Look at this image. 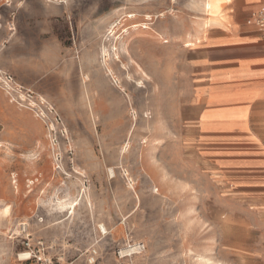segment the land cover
<instances>
[{
	"label": "rangeland",
	"instance_id": "rangeland-1",
	"mask_svg": "<svg viewBox=\"0 0 264 264\" xmlns=\"http://www.w3.org/2000/svg\"><path fill=\"white\" fill-rule=\"evenodd\" d=\"M222 10L211 22L205 0H97L93 30L70 35L81 55L90 124L81 112L73 132L53 103L68 133L58 132L59 148L48 127L5 93L15 109L6 114L26 129L0 117V141L11 144L0 149V262L10 252L9 238H19L13 257L39 264L20 258L26 252L20 222L63 216L58 201L77 199L83 188L90 202L84 197L82 207L106 203L113 208L106 211L131 213L132 230L117 251L133 247L125 264H264V105L237 125L204 123L192 95L193 64L203 57L200 31L240 23ZM114 23L115 36L106 37ZM104 46L117 50L107 62L113 77ZM90 135L98 160L80 167L73 139ZM37 232L36 226L29 231L33 247Z\"/></svg>",
	"mask_w": 264,
	"mask_h": 264
},
{
	"label": "crops",
	"instance_id": "crops-1",
	"mask_svg": "<svg viewBox=\"0 0 264 264\" xmlns=\"http://www.w3.org/2000/svg\"><path fill=\"white\" fill-rule=\"evenodd\" d=\"M86 2L0 0V71L11 74L18 83L54 103L73 132L81 112L90 124L78 65L81 55L78 51L74 53L70 43L72 33L80 36L95 27L92 18L97 16V0H90L89 5ZM262 3L264 0L226 2L223 14L229 11L240 23L235 27L215 24L197 36L201 40L198 44L203 45V57L193 64L192 95L196 106L201 107L204 123L237 125L264 105V37L253 21V13ZM244 18L248 20L242 24ZM0 95V117L10 120L14 128L26 129L6 114L15 109L7 104L1 88ZM79 105L83 106L82 111ZM20 111L22 116L30 114ZM31 123L36 124L34 120ZM32 143L37 144L38 139L34 138ZM73 145L80 167L81 162L98 160L97 139L92 135L74 137ZM86 172L90 174L89 170ZM82 203L75 206L73 213L69 207L63 210L65 214L61 217H32L30 222L26 221L31 231L35 226L38 228L34 239L44 243L43 257L55 261L54 264L126 263L117 251L132 230L131 213L118 214L117 210L113 213L106 203L94 208L90 203L91 208L82 207ZM44 209L45 213L51 211ZM97 209H103L105 217H99ZM101 227L106 229L105 234L101 233ZM9 239L10 252L0 264H23L13 257L19 238Z\"/></svg>",
	"mask_w": 264,
	"mask_h": 264
},
{
	"label": "built area",
	"instance_id": "built-area-1",
	"mask_svg": "<svg viewBox=\"0 0 264 264\" xmlns=\"http://www.w3.org/2000/svg\"><path fill=\"white\" fill-rule=\"evenodd\" d=\"M52 1V0H47ZM58 1V0H54ZM62 2V0H59ZM66 2L65 0H63ZM253 21L260 33L264 37V3H262L259 8L253 13ZM0 88L7 94L10 98L11 103H15L22 109H26L36 115L50 130L51 140L54 148H59L61 145V137H67V130L65 128L64 120L62 115L58 112L55 105L47 100L45 97L37 94L34 90L26 88L18 84L15 78L6 73L0 71ZM59 132V135H58ZM58 135V136H57ZM68 141V139H66ZM67 144L70 145L69 141ZM58 160L61 163L58 169H61L63 157L61 154L58 156ZM20 233L24 234L26 237L24 239V245L26 247V252L29 255V259L37 260L39 264H53L52 261H49L47 258L43 257L45 252V245L43 242H37V245L33 247L32 245V236L29 233V224L27 222H20ZM102 234H105L102 229H100ZM133 249L132 246H129L126 250H120L118 252L119 257L128 258L127 251ZM139 251H142V247H139ZM137 250V249H136ZM126 253V254H123ZM125 264V263H124ZM130 264V263H129Z\"/></svg>",
	"mask_w": 264,
	"mask_h": 264
},
{
	"label": "bare ground",
	"instance_id": "bare-ground-1",
	"mask_svg": "<svg viewBox=\"0 0 264 264\" xmlns=\"http://www.w3.org/2000/svg\"><path fill=\"white\" fill-rule=\"evenodd\" d=\"M226 2H230V0H205V10H206V12L208 13V16H210V18H211V16H212V14H214V13H216V12H218V11H220L222 8H223V6H224V4L226 3ZM232 3V2H231ZM223 11V10H222ZM222 16V15H221ZM147 17L148 18H150L149 17V15H147ZM126 18L127 19H134V18H136V15H134V14H127L126 15ZM147 18V19H148ZM210 20V19H209ZM211 22L213 21V18H211V20H210ZM116 27H117V25H116V23H114L113 25H111V27L108 29V31H107V33H106V37H114L115 36V30H116ZM206 28H207V26H206ZM146 30V29H145ZM205 39V38H204ZM198 42V41H197ZM169 42L168 41H165L164 42V44H168ZM191 45V43L188 45V46H190ZM114 49L112 48V50L111 49H108L106 46H104L103 47V49H102V55H103V63H104V65H105V67H106V70H107V72L108 73H111V75H112V77L114 76V72H113V70L107 65V62H108V57H110L111 56V52L113 51ZM115 52L117 51V50H114ZM124 52L126 53V54H129L130 52L128 51V49L126 48L125 50H124ZM116 56L118 55L117 53L115 54ZM81 68V67H80ZM85 78V77H84ZM10 143H8L7 141H0V149H5L6 151H9L10 150ZM128 146H129V142L127 143V145H126V147H124V151H126L127 150V148H128ZM111 171V175L113 176V178L115 177V175H116V172H115V170H113V169H111L110 170ZM16 179V177L14 178V180ZM14 183L15 184H17V181H14ZM79 197H77V199H75V200H73V201H71V202H67V201H58V205H61V209H63V210H65V209H67L68 207H69V210H72L71 211V213H73L74 212V209H75V206H77L78 204H80V202H82L83 201V198L85 197L86 199H87V201L88 202H90V199H89V197H88V195H87V192H86V189H83V188H81L80 189V191H79ZM67 202V203H66ZM102 228V230L105 232L106 231V229L104 228V227H101ZM20 258L21 259H25V260H28L29 259V255L27 254V253H22V254H20Z\"/></svg>",
	"mask_w": 264,
	"mask_h": 264
}]
</instances>
